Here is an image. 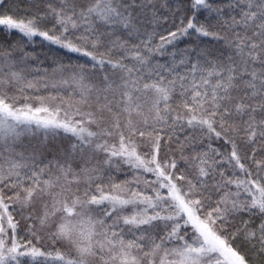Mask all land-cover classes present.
<instances>
[{
	"label": "snow or ice",
	"instance_id": "1",
	"mask_svg": "<svg viewBox=\"0 0 264 264\" xmlns=\"http://www.w3.org/2000/svg\"><path fill=\"white\" fill-rule=\"evenodd\" d=\"M0 33V264H264V0H0Z\"/></svg>",
	"mask_w": 264,
	"mask_h": 264
},
{
	"label": "trees",
	"instance_id": "2",
	"mask_svg": "<svg viewBox=\"0 0 264 264\" xmlns=\"http://www.w3.org/2000/svg\"><path fill=\"white\" fill-rule=\"evenodd\" d=\"M0 35H2V33H0ZM13 38L18 39L19 37L14 36ZM34 40H35V43L31 46L29 50L34 49L37 52V54L39 55V59L44 61L43 67L45 68L48 67L51 64L52 59L54 57H59L65 60L68 57H71L72 62L74 63L77 62V54H74V53L65 54L64 50L58 49L57 46L55 45H49L47 41H43V39L40 37H36L34 38ZM81 62H82V59H81ZM120 178L121 177L119 176L117 177V179H120Z\"/></svg>",
	"mask_w": 264,
	"mask_h": 264
}]
</instances>
